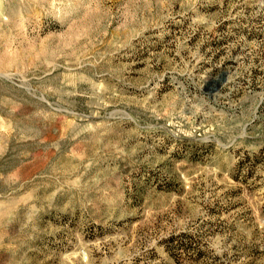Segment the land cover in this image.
Listing matches in <instances>:
<instances>
[{"label": "rangeland", "instance_id": "obj_1", "mask_svg": "<svg viewBox=\"0 0 264 264\" xmlns=\"http://www.w3.org/2000/svg\"><path fill=\"white\" fill-rule=\"evenodd\" d=\"M0 264H264V0H0Z\"/></svg>", "mask_w": 264, "mask_h": 264}]
</instances>
